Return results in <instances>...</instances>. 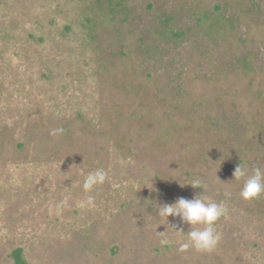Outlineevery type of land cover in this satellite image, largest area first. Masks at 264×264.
<instances>
[{
	"label": "rangeland",
	"instance_id": "obj_1",
	"mask_svg": "<svg viewBox=\"0 0 264 264\" xmlns=\"http://www.w3.org/2000/svg\"><path fill=\"white\" fill-rule=\"evenodd\" d=\"M238 165L264 168V0H0V264H264ZM197 195L228 209L210 253L158 216Z\"/></svg>",
	"mask_w": 264,
	"mask_h": 264
},
{
	"label": "clouds",
	"instance_id": "obj_2",
	"mask_svg": "<svg viewBox=\"0 0 264 264\" xmlns=\"http://www.w3.org/2000/svg\"><path fill=\"white\" fill-rule=\"evenodd\" d=\"M64 132L65 129L63 127H56L50 131L49 135L59 138ZM107 178V172L102 168H98L86 175L82 188L85 193H89L85 201L87 207L94 208L96 206L95 197L90 193L102 186ZM233 180L236 182L243 181L240 197L244 201H251L264 195V168L257 166L249 172L247 168L238 165L235 168ZM188 185L193 189L202 187L199 179H193ZM227 211L228 209L223 202L218 203L197 195L191 200L179 197L172 204L161 205L158 209V216L166 224L169 216L173 218L179 217L182 223L190 226L187 234L175 230V226L170 227L174 233L186 235V239L180 246L181 251L191 248L196 252L210 253L217 248L221 240V233L215 227L216 223L222 216L227 214ZM160 243L165 245L167 240L161 239Z\"/></svg>",
	"mask_w": 264,
	"mask_h": 264
},
{
	"label": "trees",
	"instance_id": "obj_3",
	"mask_svg": "<svg viewBox=\"0 0 264 264\" xmlns=\"http://www.w3.org/2000/svg\"><path fill=\"white\" fill-rule=\"evenodd\" d=\"M12 258H13L14 264H25L21 259V255H20L19 250H15L12 252Z\"/></svg>",
	"mask_w": 264,
	"mask_h": 264
}]
</instances>
